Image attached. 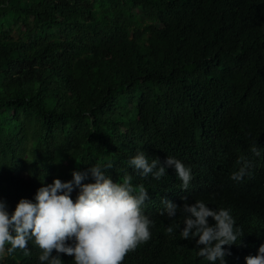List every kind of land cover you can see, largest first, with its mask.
Listing matches in <instances>:
<instances>
[{
	"label": "trees",
	"instance_id": "16d2710c",
	"mask_svg": "<svg viewBox=\"0 0 264 264\" xmlns=\"http://www.w3.org/2000/svg\"><path fill=\"white\" fill-rule=\"evenodd\" d=\"M140 151L149 161H182L194 188L219 185V199L229 165L241 157L264 165V0H0V200L8 211L54 179L111 163L114 182L130 176L146 188L142 212L158 230L122 264H209L195 239L167 233L183 215H161L162 199L180 185L165 183L176 176L171 168L159 180L133 171L127 161ZM231 215L244 235L223 246L225 261L244 264L264 243V217ZM28 252L2 264H39L41 250L29 242Z\"/></svg>",
	"mask_w": 264,
	"mask_h": 264
},
{
	"label": "clouds",
	"instance_id": "9594fccd",
	"mask_svg": "<svg viewBox=\"0 0 264 264\" xmlns=\"http://www.w3.org/2000/svg\"><path fill=\"white\" fill-rule=\"evenodd\" d=\"M250 151L255 157L262 156L255 145ZM127 163L140 176L151 175L154 180L163 177L168 168L174 171L176 176L168 175L164 181L170 185L176 180L180 190L172 198L162 199L160 214L171 220L180 212L183 220L170 224L166 231L171 236L179 229L181 239H195L197 256L209 264H226L225 257L231 253L223 246L239 244L244 235L231 208L248 218L264 217V165L258 160L254 166L241 157L237 165L228 166V194L221 199L219 185L216 189L204 180L194 188L191 168L175 157L167 156L163 163L158 158L149 161L140 151ZM111 166L72 171L66 182L54 179L39 187L32 199L21 198L11 213L0 200V264L18 249L28 255L29 242L41 250L39 264H61V253L72 257L73 264H122L128 252L146 243L155 229L152 217L142 212L148 192L142 184L134 187L130 176L122 183L114 182L106 175ZM89 178L93 182L82 183ZM74 189L75 200L71 197ZM188 198L192 201L177 206ZM208 218L214 223L210 225ZM244 264H264V243L254 256L244 258Z\"/></svg>",
	"mask_w": 264,
	"mask_h": 264
}]
</instances>
